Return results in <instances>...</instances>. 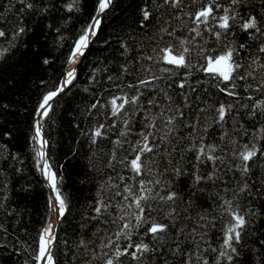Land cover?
Wrapping results in <instances>:
<instances>
[{"label": "snow or ice", "instance_id": "1", "mask_svg": "<svg viewBox=\"0 0 264 264\" xmlns=\"http://www.w3.org/2000/svg\"><path fill=\"white\" fill-rule=\"evenodd\" d=\"M114 7L94 0L85 15L84 0H8L0 11L2 63L27 47L25 16L64 13L47 27L58 48L70 39L59 67L39 80L24 132L48 187L36 228L14 197L24 157L0 143V252L18 264H247L250 225L264 215L253 206L264 202V0H138L115 54L90 70L73 109L94 195L81 206L79 231L61 236L72 204L45 125ZM73 19L79 27L62 31ZM102 42L112 47V35ZM34 55L42 67L57 64L51 53ZM4 83L14 86L11 77ZM9 108L0 103V116Z\"/></svg>", "mask_w": 264, "mask_h": 264}, {"label": "trees", "instance_id": "2", "mask_svg": "<svg viewBox=\"0 0 264 264\" xmlns=\"http://www.w3.org/2000/svg\"><path fill=\"white\" fill-rule=\"evenodd\" d=\"M7 2L8 0H0V11L4 10ZM57 2L59 3L60 0ZM93 2L94 0H84L85 15L92 11ZM137 4L138 0H115V7L102 20L99 33L101 42L90 46L86 57L82 58L78 66L79 81L76 87L72 88L60 101L56 111L52 113L51 121L46 122L45 125V131L50 133V141L54 145L51 153L52 163L63 176V191L70 197L72 204V212L67 216V222L60 228L61 236L72 235L74 230L79 231L81 206L94 195V182L85 181L90 148L86 140L80 137L73 123L75 115L73 109L80 104V89L84 86L90 70L101 61L107 63L115 54L114 38L128 30L135 19ZM62 15L64 13L55 11L46 17L25 16L24 23L31 29L24 38L27 47H21L7 63L0 62V103H7L10 106L9 111L0 116V133L8 129L17 130L12 137L0 135V143L6 144L11 152L20 153L24 157V171L16 175L12 182L17 189L14 193L16 203L27 209L26 223L30 229L39 226L48 190L41 182L39 171L34 170L28 158L30 148L26 145L24 132L30 121L32 105L42 91L39 80L49 79L53 69L59 67V60L63 59L68 52L70 39L64 43L63 47L58 48L55 45V31L47 27L49 24L53 26L59 24ZM78 27L77 20L73 19L69 22L67 29L62 31L70 34ZM109 34L113 37L112 47L102 42L109 37ZM238 39L243 41V34H240ZM34 49L51 53L57 58V64L50 68L42 67L36 61ZM10 77L14 80V86L4 83ZM6 164L7 161L0 158V167ZM25 183H30L31 189L27 193L20 192L19 186ZM180 187L183 188V182ZM253 206L264 208V202L256 200ZM262 241H264V215L257 216L255 223L250 225V232L246 237L250 250L246 256L247 264H264ZM0 264H18V257L10 256L9 252H0Z\"/></svg>", "mask_w": 264, "mask_h": 264}, {"label": "water", "instance_id": "3", "mask_svg": "<svg viewBox=\"0 0 264 264\" xmlns=\"http://www.w3.org/2000/svg\"><path fill=\"white\" fill-rule=\"evenodd\" d=\"M79 66V65H78ZM45 185V187H46V189L48 190V187H47V185L46 184H44Z\"/></svg>", "mask_w": 264, "mask_h": 264}]
</instances>
